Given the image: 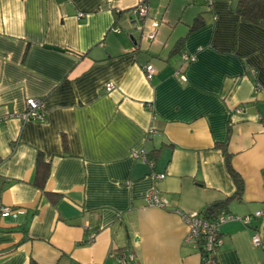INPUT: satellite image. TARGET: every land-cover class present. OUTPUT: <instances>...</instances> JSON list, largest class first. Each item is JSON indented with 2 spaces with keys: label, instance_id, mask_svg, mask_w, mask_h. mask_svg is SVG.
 Instances as JSON below:
<instances>
[{
  "label": "crops",
  "instance_id": "1",
  "mask_svg": "<svg viewBox=\"0 0 264 264\" xmlns=\"http://www.w3.org/2000/svg\"><path fill=\"white\" fill-rule=\"evenodd\" d=\"M236 4L0 0V264H202L178 211L264 205V27ZM27 98L42 119L21 118ZM153 189L165 207L147 204ZM219 232L217 264H264V216Z\"/></svg>",
  "mask_w": 264,
  "mask_h": 264
},
{
  "label": "built area",
  "instance_id": "2",
  "mask_svg": "<svg viewBox=\"0 0 264 264\" xmlns=\"http://www.w3.org/2000/svg\"><path fill=\"white\" fill-rule=\"evenodd\" d=\"M210 3V0H206ZM131 13L134 15H137V19L139 21V24L137 28L141 31L143 30V19L147 15V6L144 3H138L131 9ZM79 16H83L82 13H79ZM159 22L157 20H152L149 27L145 31V37L153 41L157 28H158ZM183 59L185 61H191L193 59V56L183 54ZM144 72L147 79H151V77L155 74V67L151 63H146L144 65ZM181 77H183L181 75ZM114 88V85L112 82H108L105 85L106 91H111ZM26 110L23 112L20 116L23 119H42L43 113L41 111L42 103L40 99L37 98H27L26 99ZM139 153H135V156H137ZM141 157L143 160L146 161V155L144 152H141ZM139 154V155H140ZM152 176L158 179H163L165 177V173H152ZM145 200L148 205H155L160 207H165V200H161L158 196V191L153 189L150 190ZM1 212H7L9 211V207L3 206L0 208ZM179 215L181 216L183 222L185 223L187 227V233L185 240L189 243L197 244L199 242L202 243V248L209 252V253H215L216 249L219 248L221 245V238H220V232H219V226L222 222L226 220H239L245 225H250L253 218H259L261 216H264V205H262L261 208L256 210L254 213L250 215H236L231 213H220L215 218H209L203 215L201 212H188L183 213L178 211ZM252 242L255 246L260 245V238L259 235L255 232L252 235ZM133 259V254L127 253L123 254L120 257V263L126 264L127 261H131Z\"/></svg>",
  "mask_w": 264,
  "mask_h": 264
},
{
  "label": "trees",
  "instance_id": "3",
  "mask_svg": "<svg viewBox=\"0 0 264 264\" xmlns=\"http://www.w3.org/2000/svg\"><path fill=\"white\" fill-rule=\"evenodd\" d=\"M207 5H210V3L206 0H204ZM236 12L239 14L240 18L246 22L257 24L261 27H264V0H237L236 4ZM205 13L204 10L198 13V15L194 18L193 22L189 26V31H192L194 29H197L201 27L204 24V17L203 14ZM181 42L180 40L177 42V49L180 47ZM224 155H225V162H226V168L233 179L237 191V194H240L242 190V179L239 176V174L233 169L230 162V154L226 151V149H223ZM150 160V159H149ZM38 162H40V159L38 158ZM46 175V173H45ZM46 176L43 177L42 183L45 181ZM42 186V184H41ZM230 197L216 201L208 205L201 213L209 218H215L218 216L228 202ZM202 243H198V249L201 255V263L202 264H217L216 263V252L215 253H209L205 251L202 248Z\"/></svg>",
  "mask_w": 264,
  "mask_h": 264
}]
</instances>
